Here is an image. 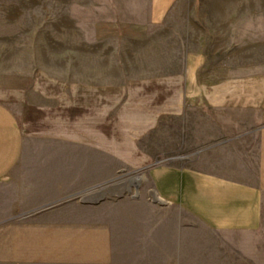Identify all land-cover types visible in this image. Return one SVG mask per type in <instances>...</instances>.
Returning <instances> with one entry per match:
<instances>
[{
	"label": "crops",
	"instance_id": "0c3cea01",
	"mask_svg": "<svg viewBox=\"0 0 264 264\" xmlns=\"http://www.w3.org/2000/svg\"><path fill=\"white\" fill-rule=\"evenodd\" d=\"M147 2L155 25L185 8L189 41L211 22L192 0ZM253 9L245 41H262ZM181 59L112 97L85 90L29 154L0 100V264H264V64L215 80L203 47Z\"/></svg>",
	"mask_w": 264,
	"mask_h": 264
},
{
	"label": "rangeland",
	"instance_id": "374dc122",
	"mask_svg": "<svg viewBox=\"0 0 264 264\" xmlns=\"http://www.w3.org/2000/svg\"><path fill=\"white\" fill-rule=\"evenodd\" d=\"M190 1L197 16L211 19L194 28L201 40H188L182 7L167 24H149L147 0H0V100L18 114L28 154L42 144L35 135L67 105L81 104L85 90L106 87L112 97L132 82L175 73L189 46L208 53L215 80L264 64V0ZM259 3L262 24L251 33L263 40L245 41L243 17L255 11L258 18ZM160 140L146 142L158 149Z\"/></svg>",
	"mask_w": 264,
	"mask_h": 264
},
{
	"label": "water",
	"instance_id": "95a60500",
	"mask_svg": "<svg viewBox=\"0 0 264 264\" xmlns=\"http://www.w3.org/2000/svg\"><path fill=\"white\" fill-rule=\"evenodd\" d=\"M136 187H138V184H136Z\"/></svg>",
	"mask_w": 264,
	"mask_h": 264
}]
</instances>
